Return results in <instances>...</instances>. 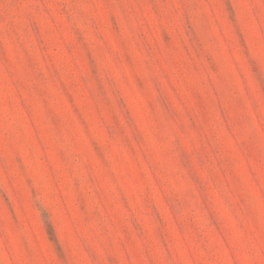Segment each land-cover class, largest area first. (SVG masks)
Listing matches in <instances>:
<instances>
[{"label":"rangeland","instance_id":"obj_1","mask_svg":"<svg viewBox=\"0 0 264 264\" xmlns=\"http://www.w3.org/2000/svg\"><path fill=\"white\" fill-rule=\"evenodd\" d=\"M0 264H264V0H0Z\"/></svg>","mask_w":264,"mask_h":264}]
</instances>
